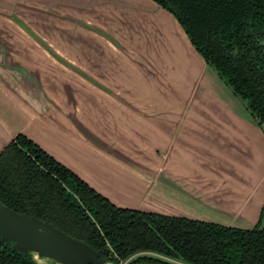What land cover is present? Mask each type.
Segmentation results:
<instances>
[{
	"label": "crops",
	"instance_id": "0c3cea01",
	"mask_svg": "<svg viewBox=\"0 0 264 264\" xmlns=\"http://www.w3.org/2000/svg\"><path fill=\"white\" fill-rule=\"evenodd\" d=\"M14 20L75 42L74 55L61 49L75 72L31 33L0 32V152L22 133L119 207L257 224L264 123L170 12L153 0H0V27Z\"/></svg>",
	"mask_w": 264,
	"mask_h": 264
},
{
	"label": "trees",
	"instance_id": "16d2710c",
	"mask_svg": "<svg viewBox=\"0 0 264 264\" xmlns=\"http://www.w3.org/2000/svg\"><path fill=\"white\" fill-rule=\"evenodd\" d=\"M264 123V0H153ZM0 199L119 264L152 253L180 264H264V206L252 228L119 207L20 133L0 152ZM0 238V264H35ZM175 264L140 256L131 264Z\"/></svg>",
	"mask_w": 264,
	"mask_h": 264
},
{
	"label": "water",
	"instance_id": "95a60500",
	"mask_svg": "<svg viewBox=\"0 0 264 264\" xmlns=\"http://www.w3.org/2000/svg\"><path fill=\"white\" fill-rule=\"evenodd\" d=\"M15 21L46 46L22 20ZM79 127L82 128L80 125ZM85 134L90 136L88 132ZM0 238L11 242L13 251L27 253L35 264H117L113 260L100 257L99 252L85 241L72 237L47 220L15 211L1 199ZM140 256L171 262L162 256L148 253L134 256L125 264H131Z\"/></svg>",
	"mask_w": 264,
	"mask_h": 264
},
{
	"label": "rangeland",
	"instance_id": "374dc122",
	"mask_svg": "<svg viewBox=\"0 0 264 264\" xmlns=\"http://www.w3.org/2000/svg\"><path fill=\"white\" fill-rule=\"evenodd\" d=\"M14 21L12 23L8 24V25H6V24L5 25H1L0 32H4V33H16V34H23V33H25V36H27L26 34H28V31L25 30L20 24H18V22H16V21L14 22ZM28 36H27V38H29ZM16 38H17V40L14 41L15 43L25 44L26 45L25 47H28L27 44H26L27 42H25L24 40L23 41H19L18 39L20 37H16ZM29 40L31 42V45L37 44L41 48H44L45 47L47 49H51L54 52V54L58 55L57 57L54 55L55 58L52 57L53 59H55L57 62H59L60 64L64 65L66 68L70 69L71 71H74L75 72V69H73V68H75V61L71 60L69 57H65L64 54H63L64 52L61 51V49H63V48H64V50L65 49H68L74 55L75 54V50H73V49H75V42H73V43L68 42V41H57V42H53L54 45L57 46V47H55L54 45L50 44V42L48 40H45L44 41L46 43V46L43 45L42 43H40L38 40L34 39L33 37H31V39H29ZM57 49L59 50V52L57 51ZM63 61H65V63ZM70 66H72L73 68L70 67ZM263 127H264V124H263ZM263 223H264V216H263ZM141 254H148V253H141ZM163 258L167 259L166 257H163ZM169 260H171V259H169ZM127 262H128V260L127 261H120L119 264H125Z\"/></svg>",
	"mask_w": 264,
	"mask_h": 264
},
{
	"label": "flooded vegetation",
	"instance_id": "af4514ba",
	"mask_svg": "<svg viewBox=\"0 0 264 264\" xmlns=\"http://www.w3.org/2000/svg\"><path fill=\"white\" fill-rule=\"evenodd\" d=\"M167 260H169V258H167ZM169 261H171L172 263H175V264H180V263H178L177 261H174V260H169ZM155 264H163V263H160V262H155Z\"/></svg>",
	"mask_w": 264,
	"mask_h": 264
}]
</instances>
